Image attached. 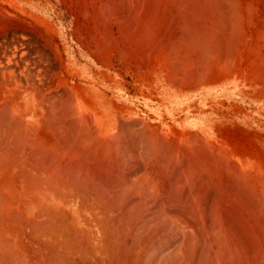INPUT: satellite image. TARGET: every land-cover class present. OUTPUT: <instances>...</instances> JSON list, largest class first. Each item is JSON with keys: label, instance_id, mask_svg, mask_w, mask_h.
<instances>
[{"label": "bare ground", "instance_id": "6f19581e", "mask_svg": "<svg viewBox=\"0 0 264 264\" xmlns=\"http://www.w3.org/2000/svg\"><path fill=\"white\" fill-rule=\"evenodd\" d=\"M263 3L0 0V264H264Z\"/></svg>", "mask_w": 264, "mask_h": 264}, {"label": "rangeland", "instance_id": "374dc122", "mask_svg": "<svg viewBox=\"0 0 264 264\" xmlns=\"http://www.w3.org/2000/svg\"><path fill=\"white\" fill-rule=\"evenodd\" d=\"M50 1H52V2H54V0H50ZM264 1V0H263ZM261 6H262V4H261ZM262 12L264 13V3H263V8H262ZM51 14H53V12H51ZM69 20L67 19H64V20H62V22H61V20H57L56 21V23H57V25H59L58 27H63L64 29H66V28H68V26H70V21L68 22ZM68 23V24H67ZM66 24V25H65ZM71 41V40H70ZM263 42H264V39H263ZM262 42V43H263ZM262 60H264L263 58H262ZM262 63L264 62V61H261ZM261 70L262 71H264V65H262V67H261ZM263 81H264V79H263ZM247 89H251L250 87H248ZM256 89V91L255 92H259L260 94H262L263 93V89H264V85H260V86H258L257 88H255ZM257 99V100H256ZM248 102H244V104H243V109H244V111H243V113L241 114V117H243V118H245V120H246V117H248V118H250L249 117V115H251V113H252V104L254 105V107H256V109L257 110H259L260 111V109H262V110H264V96L263 97H256L255 98V100H247ZM260 101V102H259ZM246 103V104H245ZM251 103V104H250ZM248 109H247V108ZM246 109V110H245ZM248 111V112H247ZM253 111H254V109H253ZM253 114H254V112H253ZM264 117V111H262V112H259V113H257L256 115H255V117ZM224 118V117H223ZM251 118H253V117H251ZM249 123H253L250 119H249ZM256 123L258 124V121H256ZM251 127V126H250ZM261 129H263L264 130V127L262 126V127H260ZM166 131V130H165ZM165 131H164V133H165ZM253 129L252 128H248L247 129V127L246 128H244V130H243V134L241 133V132H239V133H237V134H239L240 136H241V138L243 139V141L246 143V145H248V144H250V142H252L253 143V141H252V133H253ZM262 131V130H261ZM249 132V133H248ZM262 132H264V131H262ZM239 136V137H240ZM263 138V137H262ZM255 140L256 141H260L261 140V138L260 137H257V138H255ZM262 141V140H261ZM248 142V143H247ZM264 142L262 143H260V147H262V154L264 155ZM234 154H236V155H234ZM233 155L235 156L234 157V159H236V160H241V162H242V164L243 165H248V167H251V163H249L250 161L248 160V158H246L247 159V161H244V159L242 158V156H244V157H246L245 155H243V153H241V151L240 150H238V152H236V153H234ZM249 161V162H248ZM241 181H243V179L241 180ZM227 182H225V184H224V188L226 189V190H228L229 192H231V186L229 185V183L228 184H226ZM226 185H228L227 187H226ZM229 187H230V189H229ZM188 188H186V189H184V190H182V192H178L180 195L181 194H184L185 193V191L187 190ZM207 190L208 191H210L209 193L210 194H208V192H207ZM207 190H206V193L209 195H207V194H205L206 195V198H207V200H209L208 202L209 203H213L212 201H211V199H216V198H214L215 196H217V195H215V193H214V188H212L211 189V187L210 188H207ZM183 191H184V193H183ZM211 193H212V195H211ZM238 193V192H237ZM214 194V195H213ZM236 194V193H235ZM239 194V193H238ZM238 194L235 196V195H233L232 193H231V196H234L233 198L235 199V198H237L238 199ZM211 195V196H210ZM208 196V197H207ZM213 196V198H210V197H212ZM209 198V199H208Z\"/></svg>", "mask_w": 264, "mask_h": 264}]
</instances>
